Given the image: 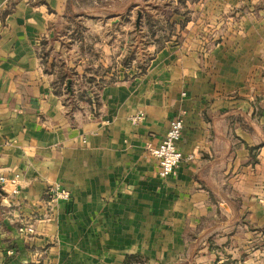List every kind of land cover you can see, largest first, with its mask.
Masks as SVG:
<instances>
[{
	"label": "crops",
	"instance_id": "obj_1",
	"mask_svg": "<svg viewBox=\"0 0 264 264\" xmlns=\"http://www.w3.org/2000/svg\"><path fill=\"white\" fill-rule=\"evenodd\" d=\"M82 1L97 3L0 0V174L18 183L17 193L0 186V264H174L193 232L239 214L235 199L264 226V0H158L155 15L152 0L102 13ZM148 17L168 37L152 39L147 64L121 60L72 105L97 64L91 30L64 26L98 21L120 38L107 55L123 59L128 23L144 34ZM175 117L183 160L162 178L149 147ZM52 187L70 198L53 199ZM28 224L34 233L21 232Z\"/></svg>",
	"mask_w": 264,
	"mask_h": 264
},
{
	"label": "rangeland",
	"instance_id": "obj_2",
	"mask_svg": "<svg viewBox=\"0 0 264 264\" xmlns=\"http://www.w3.org/2000/svg\"><path fill=\"white\" fill-rule=\"evenodd\" d=\"M126 1L127 0H97V3L94 1H82L79 10L82 11V8L84 7L86 11L83 10L82 12L91 13V10H89L90 4L93 5V13H102L103 11H106V9L111 11L114 9H120ZM157 1L158 0H152V7L149 9L150 14L155 15V13H153L155 12L153 4ZM69 24H66L64 29L72 31L74 28L77 33L85 32L86 36L91 30L93 33V35L91 34V37L93 36V38H91L92 41L89 40L88 43H86V48H88L90 44L93 47L95 46L94 53L91 57L97 64L94 66L95 63H92V67H90L94 68L92 70L88 69V67L86 68V72L82 75V80L84 79L85 82L90 84L89 86H85L82 91H79L76 98L70 100L72 105H79L80 101H83L81 97L83 99L85 95L88 97L89 91L92 95H95L94 93L100 89L101 85L109 81V78H111V80L112 78L114 79V76L117 75L115 73H117L118 65H120L124 59L129 57L131 59L130 64L133 65H146L150 57L147 47L150 45L149 43L152 39L158 40L157 42L162 43L168 37L166 33L161 32L165 31V26H161L160 23L153 27L154 30L158 29L160 33L159 38L153 36L148 27L144 29V34L142 33L138 35L135 33L134 21H131L128 23V31L130 33L127 41L130 53L123 57V59L113 58L111 60L105 51V46L107 44L110 45L111 43H113V46H115V44L117 45V42H120V38L117 39L116 42L114 38L105 34L106 30L100 27L101 23H98V21H89L85 18L82 19L81 23H78L77 21L76 23L72 22ZM68 25L70 28H68ZM147 30L149 33H147ZM95 37L96 39L94 40ZM59 45L61 46V49L62 47L66 49L68 48L67 44L64 43H60ZM56 46L57 44L55 43L50 44L49 48L51 49H49V52L56 60L55 65H59L60 59L58 60V55L53 53L54 51L57 52V54H60L59 50L57 51ZM144 50L146 51L144 52ZM90 78L94 79L90 80ZM229 203L233 208L241 210L239 214L232 217L231 215L219 216L218 218L211 220L209 225H207L206 229L203 231L193 232L188 257L186 260L178 261L174 264H264V226L251 223L249 214L246 211L250 204V200L242 198L240 200L235 199V201L229 200ZM223 223H229L227 227L226 224L224 225L227 229H223Z\"/></svg>",
	"mask_w": 264,
	"mask_h": 264
},
{
	"label": "built area",
	"instance_id": "obj_3",
	"mask_svg": "<svg viewBox=\"0 0 264 264\" xmlns=\"http://www.w3.org/2000/svg\"><path fill=\"white\" fill-rule=\"evenodd\" d=\"M95 97V96H94ZM144 114H140L133 118L134 122L143 118ZM184 129V121L181 117H175L170 121L169 128L157 146L149 147L151 153L157 157L160 165L159 174L162 178H168L176 172L177 167L183 160V153L178 146V142L182 137ZM16 178H9L4 174H0V186L5 191L10 187L12 193L18 192ZM49 193L53 199H69L70 193L61 190L58 187H52ZM21 232L26 234L34 233L32 225L28 224L20 228Z\"/></svg>",
	"mask_w": 264,
	"mask_h": 264
},
{
	"label": "trees",
	"instance_id": "obj_4",
	"mask_svg": "<svg viewBox=\"0 0 264 264\" xmlns=\"http://www.w3.org/2000/svg\"><path fill=\"white\" fill-rule=\"evenodd\" d=\"M158 22L153 20L152 17H148V20H147V26H148V29L149 31H151L152 35L155 36L156 35V29L154 30L153 27L156 25L157 26ZM123 63L125 65H130L131 63V59L128 57L126 59L123 60ZM62 79L65 80V82L68 81L69 77H70V72L68 70L66 71H63L62 72V75H61ZM94 78H90V80H93ZM82 96V95H81Z\"/></svg>",
	"mask_w": 264,
	"mask_h": 264
},
{
	"label": "water",
	"instance_id": "obj_5",
	"mask_svg": "<svg viewBox=\"0 0 264 264\" xmlns=\"http://www.w3.org/2000/svg\"><path fill=\"white\" fill-rule=\"evenodd\" d=\"M140 15H141V12H139L138 24L140 22ZM69 85H70V82H69Z\"/></svg>",
	"mask_w": 264,
	"mask_h": 264
}]
</instances>
